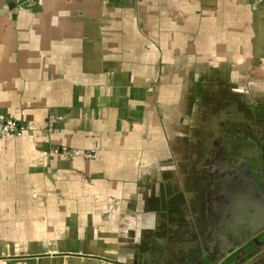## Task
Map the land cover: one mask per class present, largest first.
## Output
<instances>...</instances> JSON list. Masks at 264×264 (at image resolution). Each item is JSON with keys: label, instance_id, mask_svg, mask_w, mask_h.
<instances>
[{"label": "crops", "instance_id": "crops-1", "mask_svg": "<svg viewBox=\"0 0 264 264\" xmlns=\"http://www.w3.org/2000/svg\"><path fill=\"white\" fill-rule=\"evenodd\" d=\"M192 66L264 94V0H0V264L196 258L165 117Z\"/></svg>", "mask_w": 264, "mask_h": 264}, {"label": "flooded vegetation", "instance_id": "flooded-vegetation-1", "mask_svg": "<svg viewBox=\"0 0 264 264\" xmlns=\"http://www.w3.org/2000/svg\"><path fill=\"white\" fill-rule=\"evenodd\" d=\"M230 97L208 109L198 164L187 171L197 185L192 203L203 241L196 250L187 236L196 256L187 264H264V107H238Z\"/></svg>", "mask_w": 264, "mask_h": 264}, {"label": "rangeland", "instance_id": "rangeland-1", "mask_svg": "<svg viewBox=\"0 0 264 264\" xmlns=\"http://www.w3.org/2000/svg\"><path fill=\"white\" fill-rule=\"evenodd\" d=\"M174 71L178 74L177 68ZM179 74L175 76V83L168 84L176 87V97L174 104L165 112V117L173 159L177 172L182 174L193 172L194 166L198 164V131L208 109L218 97L227 100L231 95L236 100V105L264 107V94L246 90L245 84L242 92L232 93L234 84L228 82L230 74L227 66L184 67ZM227 101L230 102L229 99Z\"/></svg>", "mask_w": 264, "mask_h": 264}, {"label": "built area", "instance_id": "built-area-1", "mask_svg": "<svg viewBox=\"0 0 264 264\" xmlns=\"http://www.w3.org/2000/svg\"><path fill=\"white\" fill-rule=\"evenodd\" d=\"M37 1L39 0H29L30 3H35ZM257 1L261 2L262 0H257ZM22 131L23 128L12 119H6L0 121V139L4 137H18L20 136ZM61 154H66V153L63 150ZM83 157L91 158L92 154H84Z\"/></svg>", "mask_w": 264, "mask_h": 264}]
</instances>
